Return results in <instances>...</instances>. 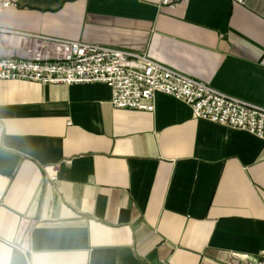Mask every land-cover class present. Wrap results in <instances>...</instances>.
<instances>
[{"label":"crops","instance_id":"1","mask_svg":"<svg viewBox=\"0 0 264 264\" xmlns=\"http://www.w3.org/2000/svg\"><path fill=\"white\" fill-rule=\"evenodd\" d=\"M0 58L43 36L146 54L264 106V0H11ZM0 81V264H244L264 254V141L163 94ZM26 221L27 223H25Z\"/></svg>","mask_w":264,"mask_h":264},{"label":"built area","instance_id":"2","mask_svg":"<svg viewBox=\"0 0 264 264\" xmlns=\"http://www.w3.org/2000/svg\"><path fill=\"white\" fill-rule=\"evenodd\" d=\"M179 2L162 0L161 4ZM233 2L244 5L246 0ZM11 6V0H0L1 11ZM25 38L31 41L30 49L16 57L0 58V81L102 84L110 89L112 108L144 112H152L154 96L163 94L189 106L195 119L245 131L264 141V106L202 84L146 54L36 35ZM231 257L244 264H264V254L256 259L236 254Z\"/></svg>","mask_w":264,"mask_h":264}]
</instances>
